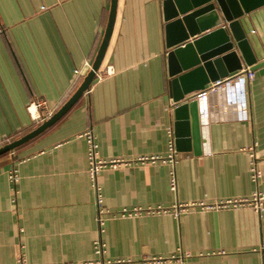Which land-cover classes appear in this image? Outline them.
Wrapping results in <instances>:
<instances>
[{
    "label": "crops",
    "instance_id": "1",
    "mask_svg": "<svg viewBox=\"0 0 264 264\" xmlns=\"http://www.w3.org/2000/svg\"><path fill=\"white\" fill-rule=\"evenodd\" d=\"M162 1L117 0L109 44L89 90L56 122L0 157V264L97 258L96 201L81 136L88 130L97 157L117 162L97 177L110 212L264 193V74L258 70L245 82L248 119H211L200 126L199 153L178 151L175 191L170 163L151 161L167 156V129L174 133L175 121ZM109 8L110 0H0V146L40 124L27 111L31 100L45 99L56 111L75 91L89 71L83 63L92 64L100 46ZM239 24L256 64L264 62V5ZM109 66L114 72L105 75ZM224 99L220 92L207 96L209 117L225 110ZM251 154L261 171L258 184L250 176ZM263 219L250 205L191 208L179 218L108 216L103 256L133 261L125 264H264Z\"/></svg>",
    "mask_w": 264,
    "mask_h": 264
},
{
    "label": "water",
    "instance_id": "2",
    "mask_svg": "<svg viewBox=\"0 0 264 264\" xmlns=\"http://www.w3.org/2000/svg\"><path fill=\"white\" fill-rule=\"evenodd\" d=\"M264 5V0H163L167 23L169 89L174 106L177 151L200 152L199 102L195 93L210 83L232 76L243 65L264 74V62L256 64L239 19ZM117 0H110L106 28L91 68L70 97L46 120L21 137L0 146V156L44 131L89 90L105 56L116 16ZM208 31L207 34H203ZM194 38L189 41L190 38ZM242 61V62H241ZM202 114V113H201ZM264 207V206H263ZM264 218V211L262 213ZM264 224V219H263Z\"/></svg>",
    "mask_w": 264,
    "mask_h": 264
},
{
    "label": "built area",
    "instance_id": "3",
    "mask_svg": "<svg viewBox=\"0 0 264 264\" xmlns=\"http://www.w3.org/2000/svg\"><path fill=\"white\" fill-rule=\"evenodd\" d=\"M84 66L88 69L91 68L89 62H84ZM112 67H108L105 71V75H111L113 73ZM75 75L80 76V70H75ZM99 76V70L95 72V77ZM255 78V70H250L249 66L241 67L237 72L232 76V78H224L217 80L213 83H210L208 88L205 91L197 93L196 99L199 102V109L202 110L200 115V123L202 127H206V123L211 119L215 120H247V102H246V93H245V82L251 81ZM217 92H220L221 95H224L226 102L223 106L225 110H220L218 114L214 117H209L210 110L213 108L211 101L206 103L207 96L215 95ZM215 107V106H214ZM56 106H49L48 102L45 99H33L27 105V111L32 119L41 123L44 120L48 119L54 112ZM168 136V154L163 158L152 157L151 161L160 160L163 163H170V189L175 191L177 188V179L174 171V165L177 162V153L178 151L175 148V137L173 129L169 127L167 129ZM85 138L87 142V157L89 161L88 166V176H89V185L95 194L96 201V215L95 220L97 223L98 236L93 242V251L97 255L95 260L82 261L78 263H62V264H125L132 263L130 259H106L104 258L105 253V244L102 239V233L104 231V224L108 216H120V217H133L138 216L142 213L146 214H171L175 218H179L180 215L186 214L191 208H200L203 210L210 209H220V208H230V207H240L244 205H250L254 210L259 213L262 217L264 211V193L260 192L258 189L255 190L251 196L240 198V199H225L219 200L214 203H205L204 201L192 202V203H175L169 207L162 205H155L146 208L141 207H132V208H122L117 212H110L108 209H105L102 205L101 189L97 181L99 173L107 166L116 165L115 160H103L97 157V143L95 138L90 130L85 131L81 135ZM9 142V141H8ZM11 152V151H10ZM9 153V152H8ZM254 154H251V160L249 165V171L251 180L258 184L259 179L261 178V171L256 165V161L253 157ZM9 179L12 183L13 191L16 193V183L18 182V172L17 168L13 167L10 170ZM16 201V200H15ZM261 247L264 248V242H262ZM174 258V255L171 257H162V256H152L147 257L141 263L149 262H161ZM20 264L25 263L23 258L19 259ZM57 264V263H52Z\"/></svg>",
    "mask_w": 264,
    "mask_h": 264
},
{
    "label": "trees",
    "instance_id": "4",
    "mask_svg": "<svg viewBox=\"0 0 264 264\" xmlns=\"http://www.w3.org/2000/svg\"><path fill=\"white\" fill-rule=\"evenodd\" d=\"M12 141V140H11ZM10 142V141H9ZM7 143V142H6ZM6 143H4V144H6ZM6 154H8V152H6V153H4L2 156H4V155H6ZM2 156H0V157H2Z\"/></svg>",
    "mask_w": 264,
    "mask_h": 264
}]
</instances>
